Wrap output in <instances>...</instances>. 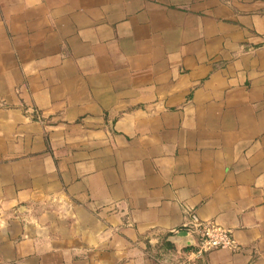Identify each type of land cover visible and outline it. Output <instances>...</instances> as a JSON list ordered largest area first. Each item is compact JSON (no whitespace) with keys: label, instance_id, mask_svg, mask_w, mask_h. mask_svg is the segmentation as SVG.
Here are the masks:
<instances>
[{"label":"crops","instance_id":"crops-1","mask_svg":"<svg viewBox=\"0 0 264 264\" xmlns=\"http://www.w3.org/2000/svg\"><path fill=\"white\" fill-rule=\"evenodd\" d=\"M0 264H264V0H0Z\"/></svg>","mask_w":264,"mask_h":264},{"label":"built area","instance_id":"built-area-1","mask_svg":"<svg viewBox=\"0 0 264 264\" xmlns=\"http://www.w3.org/2000/svg\"><path fill=\"white\" fill-rule=\"evenodd\" d=\"M184 231L193 238L192 244L185 246L189 248L188 260L201 259L205 253L213 249H236L238 247L231 231L218 224L194 222Z\"/></svg>","mask_w":264,"mask_h":264},{"label":"water","instance_id":"water-1","mask_svg":"<svg viewBox=\"0 0 264 264\" xmlns=\"http://www.w3.org/2000/svg\"><path fill=\"white\" fill-rule=\"evenodd\" d=\"M181 235L186 236V239L184 240V244H183L184 246H189L190 244H192L193 238L186 231H179V232L175 233L174 238H176L177 236H181ZM168 240L172 241L171 239H168Z\"/></svg>","mask_w":264,"mask_h":264},{"label":"trees","instance_id":"trees-1","mask_svg":"<svg viewBox=\"0 0 264 264\" xmlns=\"http://www.w3.org/2000/svg\"><path fill=\"white\" fill-rule=\"evenodd\" d=\"M165 244L168 246V247H172V245L170 243H168L167 241L165 242Z\"/></svg>","mask_w":264,"mask_h":264}]
</instances>
